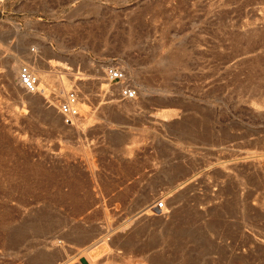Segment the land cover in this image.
Instances as JSON below:
<instances>
[{"label":"rangeland","instance_id":"374dc122","mask_svg":"<svg viewBox=\"0 0 264 264\" xmlns=\"http://www.w3.org/2000/svg\"><path fill=\"white\" fill-rule=\"evenodd\" d=\"M0 264H264V0H0Z\"/></svg>","mask_w":264,"mask_h":264},{"label":"built area","instance_id":"2783aa9c","mask_svg":"<svg viewBox=\"0 0 264 264\" xmlns=\"http://www.w3.org/2000/svg\"><path fill=\"white\" fill-rule=\"evenodd\" d=\"M104 75L106 80L110 83L120 84L121 87L119 94L122 98L133 99L136 97V89L125 84L126 74L121 68L107 66L104 70ZM17 79L20 86L27 92H37L38 80L34 75H32L27 66L20 68ZM58 110L63 124L73 126L75 120L80 116L79 101L75 91H67L65 97L59 103ZM154 209L158 212H162L165 209L164 201H155Z\"/></svg>","mask_w":264,"mask_h":264},{"label":"bare ground","instance_id":"6f19581e","mask_svg":"<svg viewBox=\"0 0 264 264\" xmlns=\"http://www.w3.org/2000/svg\"><path fill=\"white\" fill-rule=\"evenodd\" d=\"M19 70H20V67H19ZM19 70H18V74H19ZM105 70V69H104ZM32 73V75H34L36 78H37V80H38V88H37V92H36V94H30V97L32 96V97H34V98H36V99H39L40 101H42V99H43V102H44V104H48V106H47V110L48 111H50L52 114H54V115H56V117L57 118H59V111L57 110V108L55 107V109L54 108H52V107H50V106H52V100L51 99H49V96H48V88L46 89L45 87L46 86H43V84L40 82V77L39 76H37L36 74H34L33 72H31ZM105 76V75H104ZM43 77V76H42ZM42 79V78H41ZM50 95V94H49ZM52 98V97H51ZM53 99V98H52ZM54 105V104H53ZM56 105V104H55ZM61 119V118H60ZM154 208V207H153ZM165 210V209H164ZM163 210V211H164ZM154 211H156V212H158L157 210H155L154 209ZM162 211V212H163ZM161 212V213H162Z\"/></svg>","mask_w":264,"mask_h":264}]
</instances>
